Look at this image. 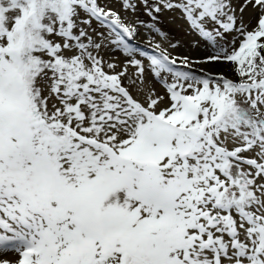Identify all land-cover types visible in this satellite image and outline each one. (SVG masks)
Wrapping results in <instances>:
<instances>
[{
	"label": "snow or ice",
	"instance_id": "1",
	"mask_svg": "<svg viewBox=\"0 0 264 264\" xmlns=\"http://www.w3.org/2000/svg\"><path fill=\"white\" fill-rule=\"evenodd\" d=\"M119 5L153 22L0 0V264H264V0ZM163 11L210 54L173 57ZM222 63L235 79L192 68Z\"/></svg>",
	"mask_w": 264,
	"mask_h": 264
},
{
	"label": "rangeland",
	"instance_id": "2",
	"mask_svg": "<svg viewBox=\"0 0 264 264\" xmlns=\"http://www.w3.org/2000/svg\"><path fill=\"white\" fill-rule=\"evenodd\" d=\"M109 5L120 11V14L125 23L136 22L139 25V21H144L147 23H152L151 17H149L144 11L143 7H140L136 12L129 11L127 14L123 10L120 9L119 0H107ZM135 2L139 3V0H135ZM155 0H149V3H153ZM244 3V0H233L234 7L237 8V15H240L239 6ZM158 15V20L155 21V26L160 28L161 31L168 34L169 38L173 41H179L181 46L175 50L169 48L168 51L171 53L173 57H182V56H190L193 58L202 59L206 55L210 54V51L206 49L204 45H201L199 48H193L191 46L192 41L196 39V37L189 31L188 25L185 23L183 19L180 18V14L178 12H169L163 11ZM245 21L252 20V25L255 24L254 17L256 16V11L251 7H247L243 13ZM95 22L93 23V27H95ZM139 34L136 38L130 43L135 46L141 48L142 50L152 53L154 49H156V45L159 44L161 48H166L168 46V42L163 40L159 35L154 32H150L146 27L139 26L138 27ZM71 53H69L70 55ZM105 59H112L117 62L122 63L124 61L123 55L113 50L112 52L103 53ZM147 63V61H145ZM223 65V68L226 67V64ZM193 71L196 74L204 73H212V74H223L226 77L234 79L228 72V70L218 71L215 67V64H194L192 66ZM130 73L132 70H129ZM153 86L158 92H163V89L160 84L153 83ZM9 259H15L14 253H9Z\"/></svg>",
	"mask_w": 264,
	"mask_h": 264
},
{
	"label": "trees",
	"instance_id": "3",
	"mask_svg": "<svg viewBox=\"0 0 264 264\" xmlns=\"http://www.w3.org/2000/svg\"><path fill=\"white\" fill-rule=\"evenodd\" d=\"M215 67L218 71H224V70H228L229 74L235 79V76L232 72V68H231V65L229 64H226V67L223 68V65L221 64H215Z\"/></svg>",
	"mask_w": 264,
	"mask_h": 264
}]
</instances>
